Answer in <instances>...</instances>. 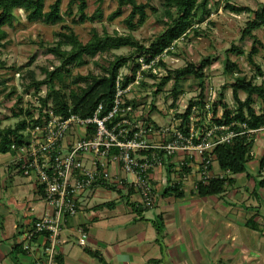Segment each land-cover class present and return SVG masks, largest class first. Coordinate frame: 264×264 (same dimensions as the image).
<instances>
[{"label":"rangeland","instance_id":"obj_1","mask_svg":"<svg viewBox=\"0 0 264 264\" xmlns=\"http://www.w3.org/2000/svg\"><path fill=\"white\" fill-rule=\"evenodd\" d=\"M138 1L141 3L149 1L158 10V13L153 14L152 11L148 10L149 19L146 24L133 32L124 23V19L130 14L129 9H124L123 15L114 21L110 22L108 20V17L118 8L117 0H86L88 5L87 13L89 15L94 14L99 8L104 13L103 21L95 23H74L73 15L67 16L71 8V0H63L62 12L67 18L64 24L56 26H49L43 23L30 24L26 19V14L21 10L18 11L19 20L14 28H5L8 37L2 41L4 46L0 48V76L2 80L8 81L10 89L12 87L17 89L16 95L12 99H8L5 94L0 96V102L2 103L0 106V120L3 121L1 128H14L17 125L18 120L13 114V109L18 100L17 97L25 95L26 99L28 95H33L35 92L33 88L28 89V86L32 83V78L29 77L28 72H33L34 79L42 82L53 71L52 67L56 69L61 66L59 58L48 53L46 48L53 46L61 39L57 34L65 31L63 29L64 25H69L84 44L91 40L93 30H95L101 36L104 34L111 36L117 34L119 36L132 35L141 44L149 45L164 30V25L161 22L164 10L163 0ZM227 1L238 6L247 7L250 12L243 14L232 13L226 8ZM54 2L55 0H47V7ZM263 4L264 0H212L210 18L197 26L201 30V35L195 36L191 34L188 38L177 42L176 47L173 49V54H164L163 59L166 68H160V71L159 69L157 70L161 77L165 75L166 69L174 71L182 69L190 63L199 64L210 56L218 58V61L214 62L206 70L207 77L204 91H202L203 89L198 81L193 78H186L181 86L184 93L180 95L176 104V113L183 114L190 107L191 100L197 99V101L203 102V107L202 105L201 107L195 106L192 109L190 119H193L194 132L197 131L199 135L202 133L212 134V137H210L212 141H209L210 144L219 142V139L222 140L228 136V133H219L222 130H218V127L214 125L212 106L214 103L219 104L217 106V118L223 115V105H226L231 110L236 108L237 102L230 87L231 83L235 82L236 77L244 76L247 80L253 79L256 85L264 83V74L260 75L257 69L250 64L249 60L252 50L256 48L258 53L253 57V61L261 67L262 73H264V27L253 32L254 38L243 37L247 22L255 18V12L260 11ZM73 13L74 15L77 14V5L73 6ZM256 39L259 40V44L256 43ZM233 47L240 49L242 54L231 52L230 50ZM66 49L70 50V47H66ZM133 52L132 48L112 50L99 55L94 60H90L87 66L81 68L70 67V72L67 77H64V81L71 87L77 88L73 82L78 77H85L91 73L96 77L105 75L103 69L108 68L115 58L129 57ZM226 58L236 62L242 73H236L235 75L225 74ZM138 59H140L139 62L143 60V58ZM130 64L134 66L131 59ZM15 67L21 69L19 75L17 73L14 74L13 68ZM123 73L126 74L127 70H123ZM91 81L88 80V83ZM154 83V80L144 82L148 87L141 88V94L144 95L146 93V96L141 98L140 103L144 105L156 103L157 106L152 112L151 118L155 117V120L161 126H168L171 118L160 113L159 108L167 106L166 109H168L171 103L174 102V98L170 94L173 82L168 83L162 94L156 97L152 94L154 92V87L152 86ZM86 85L87 82H79L77 86L86 87ZM56 87L59 89L61 84L58 82ZM0 88H2L1 85ZM27 89L29 91H26ZM41 89L49 91V85H43ZM239 98L241 101H245L247 98L246 93L241 91ZM255 99L257 111H259L261 101L256 97ZM166 109L164 108L165 112ZM225 129L227 131L228 128ZM247 137L249 141L253 140L254 142V157L247 164L248 172L240 176L226 175V177L234 179L233 185L227 186L226 193L221 197L197 200L204 205L205 213L187 218L183 243L185 244L188 241L193 247V257L196 256L199 258L197 260H202L199 264H264V190H258L257 192L256 188L257 181L264 177V172L262 174L259 173L260 161L264 157V130L255 134L253 138L249 135ZM10 159V154L0 157V226H5V233H10L12 227L14 229L15 225L24 216H26V220L28 218H37L44 208L40 201L41 195L33 190V183L17 174L15 170L8 168L7 163ZM213 170L216 173H220L221 170L217 162ZM121 192L119 194L117 191L99 190L92 203L93 205H100L104 202L115 201L117 209H120L118 212L119 217L116 218L120 223L117 227L125 230L124 236L128 237L129 229L132 227L129 224V218L131 217L124 212V209L131 208L127 206L126 193L124 191ZM106 209L112 211L110 208ZM157 209L159 208L149 209L144 213V216L147 219H156ZM213 209H216V213ZM254 215H257L255 221L261 229L260 232L245 226L246 222ZM103 222L107 226V222ZM117 227L113 229L115 234L120 232ZM108 230L112 229L108 228L107 231H101L98 226L92 224L90 235L95 240L113 238L116 241L117 235L111 234ZM119 235L122 236V234ZM0 240H4V236L1 233ZM77 240L75 236L68 244L62 245L64 252L72 248L71 256L74 260H78L83 264H99L96 259L84 252L83 247L78 245ZM2 243L7 247H11V244L6 240ZM131 243L132 241L129 240L126 245H131ZM90 246L93 248V245ZM155 254L152 252L151 256H155ZM27 255H9L5 259L4 264H25V262H29L33 258L32 255ZM157 255L159 256L160 253L157 252ZM159 263L189 264V262L184 261L169 263L166 260Z\"/></svg>","mask_w":264,"mask_h":264},{"label":"built area","instance_id":"obj_2","mask_svg":"<svg viewBox=\"0 0 264 264\" xmlns=\"http://www.w3.org/2000/svg\"><path fill=\"white\" fill-rule=\"evenodd\" d=\"M140 63L135 80L126 88L123 82L129 70L116 79L113 107L106 115H102L103 105L91 117L71 111L68 117L59 115L52 101L46 106L43 102L47 89L26 99L25 95L19 96L23 98L20 108L26 114L29 110L30 116L23 118L24 137L12 146L15 154H10V164L17 174L33 183L34 192L41 195L44 213L28 218L24 225L16 224L14 229L20 231L18 244L33 256L34 264H58L56 258L62 237L70 231V220L78 217L83 198L99 190L116 187L126 194L132 191L139 197L133 201L137 207L149 210L168 186L181 184L182 190L189 186L197 195L199 182L231 174L213 170L217 162L213 150L218 143L229 142L234 132L210 144L211 133L194 132L192 118L185 124L181 115L186 110L176 113L178 101L168 109L159 108L160 113L171 118L168 126L159 125L149 115L157 104L140 103L146 96L141 94L140 83L151 80L143 72L152 68L143 60ZM157 70L153 68L158 75ZM218 130L226 131L224 127ZM263 130H248L247 134L253 138ZM250 156L254 157L253 149ZM74 234L80 247L88 246L89 234L84 228H76Z\"/></svg>","mask_w":264,"mask_h":264},{"label":"trees","instance_id":"obj_3","mask_svg":"<svg viewBox=\"0 0 264 264\" xmlns=\"http://www.w3.org/2000/svg\"><path fill=\"white\" fill-rule=\"evenodd\" d=\"M103 1V0H102ZM212 0H163V14L162 24L164 30L161 32L149 45L141 44L132 35H99L93 30L92 38L89 42L84 44L75 31L69 26L64 25V32L58 33L57 36L61 38L53 46L47 47V52L56 55L61 61V66L57 67L50 72L45 81L39 82L34 78L33 72H28L32 83L28 86V89H34L35 93L41 91L43 85H49V91H47V99L43 102L45 106L49 101H52L53 109L57 114L65 117L70 116L69 111L73 114H77L81 117H91L100 105L104 106L102 115H106L113 107L114 98L116 94V79L123 72V70H129V75L125 77L123 82V88H126L136 78L137 73L142 67L139 62L143 58L146 65H151L152 68L143 72L144 77L154 80L155 83L152 85L154 92L152 94L158 96L160 92H163L166 85L173 82L170 89V94L174 98L176 103L181 94L184 93L181 86L186 78H193L202 87L204 91L205 79L207 77L206 70L216 61L217 57H208L201 61L199 64L190 63L182 69L170 71L166 69L165 75L161 77L159 74L153 72V68H166L164 63V54H170L176 47L177 42L182 39L188 38L191 34L195 36L201 35L199 29L200 24L210 18L212 14L211 8ZM118 8L112 13L108 20L110 22L121 17L124 9H129L130 14L124 23L130 31H136L142 28L147 20L149 19L148 10L152 11L153 14H157L158 10L152 6L149 1L141 3L138 0H117ZM63 0H55L54 3L47 7V0H0V48L4 46L2 41L8 37V33L5 30L6 27L14 28L15 24L19 20L17 15L18 11H23L26 14V19L30 24L43 23L49 26H56L64 24L66 21V15L62 12ZM77 5V14L73 13V6ZM70 11L67 16L74 17L73 22L76 24L95 23L102 22L104 19V13L101 8L97 9L94 14L89 15L87 13L88 5L86 0H71ZM226 8L235 14H243L250 12L247 7L238 6L226 2ZM264 27V4L260 11L255 12V18L249 20L246 24L243 32V37L254 38L253 32ZM256 43L259 44V40L256 39ZM43 47V45H41ZM70 47V50L66 49ZM122 48H132L134 52L129 57H117L113 60L108 68H104L105 75L100 77L94 76L92 73L85 77H78L74 80L73 84L75 87H71L66 84L64 77H67L70 72V67L81 68L87 66L90 60H94L101 54H105L112 50H120ZM233 53H240V49L233 47L231 50ZM258 53V50L254 48L249 56L250 64L257 69L260 75H263L262 69L259 65L253 61V57ZM173 54V53H172ZM242 54V53H240ZM1 55V51H0ZM137 57L135 58V56ZM130 59L133 61L134 66L130 64ZM154 62V63H153ZM225 74L235 75L236 73H242L236 62L230 61L226 58L225 60ZM14 74L21 72L20 68H13ZM264 76V75H263ZM88 80H92L88 83ZM58 82L61 87L58 89L56 85ZM79 82H87L86 87H78ZM145 80L140 83L141 88H147L144 84ZM0 96H7L8 99H12L17 92L15 87L9 88L8 81L2 80L0 76ZM231 89L233 90V97L237 102V106L234 110L229 109L226 105H223V115L217 118V105L216 103L212 106L213 123L217 127L228 128L227 131H220L221 134L228 132H234L235 136L229 141L224 143H218L213 150V154L217 158V163L221 171L230 172L232 176H240L248 172L247 164L251 160L250 152L254 147L253 140H248V130H259L264 128V83L256 85L253 79L247 80L246 77H236L235 82L231 83ZM26 91H29V90ZM25 91V92H26ZM243 91L246 93L247 98L245 101H241L239 93ZM149 92V91H148ZM261 101L259 105V111H257L256 99ZM23 102L22 97H18V102L13 109L14 117L18 120L17 125L14 128H1L3 123L0 120V157L7 154H15L12 150L14 144H19L21 138L24 137V130L26 128V121L23 119L24 116H30V111L27 114L24 113L23 108H20ZM0 102V106H1ZM203 107V102L191 100L190 107L187 109L184 115L185 124L188 125L192 114V109L195 106ZM155 107L149 112L152 114ZM184 125V123H183ZM184 125V126H186ZM185 129V128H184ZM185 132L189 133V128H186ZM244 133V134H243ZM197 142V141H196ZM14 168L13 165L10 166ZM15 170V168H14ZM190 169L186 170L189 172ZM264 172V157L260 161L259 173ZM20 174V173H19ZM234 179L231 177H224L223 179H210L207 182L198 183L197 196L200 198H210L223 196L226 193L228 185H233ZM257 192L258 190H264V177L257 181ZM110 191H118L116 187L107 188ZM163 195L172 196L177 199L185 197V193L181 188V184L174 186H168L163 190ZM258 195V194H257ZM127 198V206L133 209L135 213L140 216L143 214L144 209L138 208L133 202V192L125 194ZM114 204H102L96 206L97 208H103L105 206L112 207ZM147 210V209H145ZM257 215L252 216L246 223V227H251L253 230L260 232L261 229L256 223ZM155 227L158 232V240L162 238L164 232V221L162 217H158ZM263 234V233H262ZM86 254L96 259L99 264H110L104 258L103 254L98 250H93L90 247H84ZM13 255L28 254L25 252L21 245L15 243L12 248ZM58 264H65L63 256L59 253L56 258ZM21 264V263H19ZM34 264V263H32Z\"/></svg>","mask_w":264,"mask_h":264},{"label":"crops","instance_id":"obj_4","mask_svg":"<svg viewBox=\"0 0 264 264\" xmlns=\"http://www.w3.org/2000/svg\"><path fill=\"white\" fill-rule=\"evenodd\" d=\"M7 166H9V169L14 170V168L10 167V160L7 163ZM187 188L188 189L183 190L185 197L182 199H177L172 196L165 197L162 192L155 206V208H159L157 209L158 214L156 219H147L146 216H144V213L148 210L145 209L142 215L140 213V216L135 213L133 209H124V212L131 217L129 218V224H131L132 227L129 229V233L127 235L128 237L124 236L125 230L117 227L120 224L116 220V218L119 217L118 212L120 209H117V203H115V201L103 203H113L114 205L112 207L105 206L103 208L96 209V206L99 205H93L92 202L98 192L83 198L81 204L82 207L79 209L80 213L78 217L70 220V231L62 237L63 240L60 245V254L63 256L65 264H83L80 261L73 259L71 256L72 248L64 252L62 247V245L68 244L72 238L75 237L74 230L78 227H82L88 232L90 237L88 247L91 248L90 245H93L92 249L100 251L110 264H161L159 262L164 260L169 263H173L174 261H184L189 262V264H199L202 260H197L199 258L196 256L193 257V247L188 243V241L187 243L185 242V244L183 242L187 218H189V216L196 217L199 214H203L205 213V209H203L204 205L197 201L203 198H200L191 192L189 186H187ZM116 189L122 191L121 189ZM118 193L120 194V192ZM135 196L136 195L132 196V200L134 202L139 200V197L136 196L135 198ZM106 208H110L112 211H108ZM121 210L123 211V209ZM213 210L216 213V209ZM43 213L44 209L39 216L43 215ZM158 217L163 218L165 226L163 236L159 240L158 232L155 227ZM25 218L26 216L22 217L18 222V225H24L28 221ZM212 220H214V218H212ZM103 221L107 222V226H105ZM92 224H94V226H98L101 231H107L108 228L112 229L108 231H110L113 235H117L116 241H114L113 238H100L99 240L93 239L90 235V228ZM115 227L120 230L119 234H122V236H120L118 232L115 234V231L113 230ZM5 232V226H0V233L4 236V240L11 244V247H7L4 243H2L4 240H0V264H4L5 259L9 255H12L13 245L15 243L18 244L20 239V231H16L13 227L10 233ZM127 240L132 241L131 245H126L128 242ZM152 252L156 253L155 256H151ZM157 252L160 253L159 256L157 255ZM183 256L184 258H182ZM32 263H34L33 258L31 261L25 262V264Z\"/></svg>","mask_w":264,"mask_h":264}]
</instances>
